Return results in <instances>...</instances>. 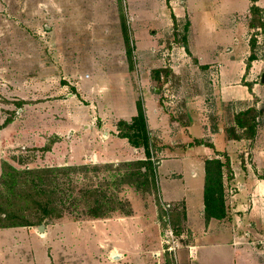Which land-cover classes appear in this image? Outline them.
Masks as SVG:
<instances>
[{
    "label": "rangeland",
    "instance_id": "obj_1",
    "mask_svg": "<svg viewBox=\"0 0 264 264\" xmlns=\"http://www.w3.org/2000/svg\"><path fill=\"white\" fill-rule=\"evenodd\" d=\"M146 13L144 15L151 18L157 10L148 9ZM260 15L264 21V10ZM132 16L126 0H0V124L16 120L20 129L37 128L39 142L51 145L57 138L52 130L59 133L60 140L67 138L69 129L63 127L62 122L65 110L78 118L86 112L91 115L87 108H92L91 103L97 106L104 96L110 104L111 96L117 91L116 73L129 76L125 82L133 86L135 99H141L142 83L147 80V92L166 115L165 131L171 135L165 138L156 134V130L150 132L153 175L141 176L135 160L81 163L69 159L61 148L46 153L42 147L22 148L19 141L2 147L4 157H0V163L26 173L21 177L28 186L32 180L42 183L39 192L33 193L44 194L45 201L50 202V219L91 217L98 200L103 205L100 211L106 216L122 215L130 210L129 200L142 201L146 213L157 218L162 238L165 240V232L171 229L174 240L180 245L175 247L176 252L163 253L161 260L166 264H185L179 254L192 241L196 227L185 222L182 203L171 205L161 199L158 162L174 158V153L184 155L188 149L193 150L201 162L214 155H221L222 162L227 159L229 166L223 169L224 199L225 206L232 212V203L240 200L236 195L239 183L234 181L235 172L239 173L240 183L249 179L247 170L264 180V103L256 109L257 99L222 101L214 94L217 65L200 64L187 49L191 32L189 14L172 17L171 25L166 23L167 16L160 15V24L151 27L143 26L141 17L136 15L132 21ZM203 18L201 14L198 19L194 17L201 35L199 43L194 45L197 51L207 55L210 45L207 39L203 43V35L204 22L208 20ZM231 19L236 22L232 24L245 29L243 41L247 43V55L243 53V57H249V40L255 35V59L264 60V35L261 30L249 27L250 13L232 15ZM144 33L151 36L148 46L143 44ZM127 47L129 57L125 53ZM260 74H256L257 83ZM105 75L112 78L105 79L102 77ZM93 76L101 78V89L95 98L83 88L80 90L81 82H91ZM259 110L262 116H258ZM189 112L199 118L195 121L201 133L196 135L198 137L191 136V141L176 139L174 134L178 128L185 129L189 125ZM81 125L72 124L70 132L79 137L83 131ZM20 129L16 130L18 137L14 138L21 137ZM219 130L224 140L229 141L224 147L223 144L213 145L216 142L213 135L218 136ZM5 168L3 165V170ZM172 168L186 172L190 201L198 194L201 197L203 174L193 178L190 164L180 166L168 161L161 165V173ZM5 170L7 173L0 175V181L7 180L11 173ZM0 191L1 203L5 202L6 208H14L16 215L24 216L17 221L34 223L43 214L31 201L13 197L6 186ZM232 224L226 220L217 227L228 233ZM152 241L151 247H155V240ZM258 245L263 247L264 264V241Z\"/></svg>",
    "mask_w": 264,
    "mask_h": 264
},
{
    "label": "crops",
    "instance_id": "obj_2",
    "mask_svg": "<svg viewBox=\"0 0 264 264\" xmlns=\"http://www.w3.org/2000/svg\"><path fill=\"white\" fill-rule=\"evenodd\" d=\"M126 3L128 13L133 15L132 21L135 15L141 17L143 26L146 27L160 24V15L167 16L166 23L171 25L173 18L180 17L184 13L189 14L191 32L187 49L200 64L217 65L216 84H213L214 94L222 101L251 102L257 99L256 109L264 103V60L254 59L248 64V58L243 57V53L247 55V43L243 41L245 29L239 25L237 27L234 24L236 22L231 19L232 15L249 13L251 6L249 0H126ZM255 6L262 12L264 0H257ZM148 9L157 10L154 17L144 15L147 14ZM200 14L204 16L203 20H208L204 22L205 35H203V43L207 39L210 45L207 55L197 51L194 45L199 43L201 37L200 29L194 23V17L197 16L198 19ZM262 22L264 25L263 20ZM261 33L264 35V28ZM150 37L144 33V45L151 44ZM127 51L128 47L125 53L127 57L131 56ZM259 72L260 80L257 83L255 77ZM102 77L112 78L107 75ZM114 78L117 91L111 96L110 104L106 102L107 98L104 96L97 106L91 103L92 108H87L90 109L91 115L86 112L78 118L72 116L69 110H65L62 122L63 127L69 129L67 138L60 140L59 133L52 130V135L57 138L55 141L52 140L51 145L39 142L37 128L20 129L16 120H9L5 124L4 121L0 124V157H4L3 146L19 141L22 148L42 147L46 153L61 148L69 159L82 161L81 163H108L120 159L144 160L141 148H134L127 139L119 137L117 123L130 122L137 114L136 103L140 101L144 108L149 134L156 130V134L160 133L166 138L171 136L165 131L166 115L162 113L154 97L147 92V80L142 83L141 99H135L133 86L130 87V84L125 82L129 76L116 73ZM91 79V82L85 80L84 83L81 82L80 90L83 88L95 98L101 89L99 83L101 78L93 76ZM262 114V110H259L258 116ZM187 119L189 125L185 129L181 126L176 134L173 133L176 139L189 140L191 136L198 137L196 135L201 133L195 121L199 120L197 115L195 114L194 117L189 112ZM72 124H82L83 131L79 137L74 135L76 133L70 132ZM17 129L22 131L19 140L14 138L18 137ZM219 131L218 136L213 135V140L216 141L213 145L217 144L218 147L223 144L224 147L229 141H225L222 131ZM219 156L214 155L213 158ZM199 158L193 150L188 149L184 155L174 153V158L161 160L157 167L161 199L171 205L182 203L185 222L196 227L195 231L192 229V241L185 245V250L179 254V259L185 264H262L263 247L259 246L258 242L263 244L264 241V180L258 179L254 172L247 170L249 179L240 183L239 173L235 172L234 181L236 184L239 183L236 195L240 200L232 203L230 208L232 212L226 205L224 219L206 220L203 186L201 197L198 194L192 202L189 198L190 184L186 179L185 171L172 168L161 173V165L167 161L169 164L177 163L180 166L188 163L193 178L203 174L204 185L205 161L201 162ZM206 159L212 158L208 156ZM1 172L0 169V175ZM128 202L129 214L97 218L71 219L63 216L47 219L41 223L43 225L41 231L38 228L39 224L1 227L0 264H166L161 258L163 253L167 252V246L160 234L157 218L146 213L142 201ZM166 206L169 207L167 204ZM226 220L233 222L231 232L228 233L217 227ZM152 240H155V247H151ZM177 244L180 246L179 243Z\"/></svg>",
    "mask_w": 264,
    "mask_h": 264
},
{
    "label": "trees",
    "instance_id": "obj_3",
    "mask_svg": "<svg viewBox=\"0 0 264 264\" xmlns=\"http://www.w3.org/2000/svg\"><path fill=\"white\" fill-rule=\"evenodd\" d=\"M251 6L249 7V13L252 19L249 22V27L252 29H260L261 31L264 28L260 12L261 10L255 6L257 0H249ZM124 34L126 29L123 26ZM256 46V36L253 35L249 40L250 55L248 57V64L255 59L254 49ZM128 53L130 50L128 49ZM137 114L131 119L130 122L119 121L117 123V129L119 131V137L127 139L128 143L134 148H141L144 153V160L137 162L138 168L140 169V175L147 177L148 173L153 175L155 167L153 162H151L152 157V141L146 124V117L144 113L143 105L140 101L136 103ZM9 120H5L4 124ZM221 156V155H220ZM3 164V163H2ZM9 171H11L7 180L0 181V190L1 187L6 186V191L11 192L13 197H19V199L24 198V201H31L35 206L42 210L41 216L38 218L37 222H24L23 220L17 221L19 218H24L22 215H16L14 208H6L3 204V195L0 193V228L1 227H14V226H30L34 224H41L44 220L50 219L51 212H49L51 204L48 200L45 201L44 194H34V191L39 192V185L41 182L31 181L28 186L27 183L22 179L21 176H24L26 173H20L14 168L10 167L6 163L3 164ZM2 165V175L5 176L7 172L3 170ZM229 166V161L226 159L225 162H222L219 158L206 159L204 162V185H203V205H204V216L206 220L216 219L222 220L226 217V206L224 199V179H223V169ZM229 171V169H228ZM230 172V171H229ZM23 174V175H21ZM41 181V180H39ZM1 192V191H0ZM39 196L38 198H35ZM26 203V202H24ZM96 208L91 217H104L106 214L101 212L103 205L96 201ZM13 209V210H12ZM130 211H127L125 214H129ZM22 221V222H21ZM10 222V223H4Z\"/></svg>",
    "mask_w": 264,
    "mask_h": 264
},
{
    "label": "built area",
    "instance_id": "obj_4",
    "mask_svg": "<svg viewBox=\"0 0 264 264\" xmlns=\"http://www.w3.org/2000/svg\"><path fill=\"white\" fill-rule=\"evenodd\" d=\"M165 245L167 246L166 247V251L167 253H173L174 250H175V247L177 246V241L174 240L173 238V234H172V231L170 229H168L166 232H165Z\"/></svg>",
    "mask_w": 264,
    "mask_h": 264
},
{
    "label": "water",
    "instance_id": "obj_5",
    "mask_svg": "<svg viewBox=\"0 0 264 264\" xmlns=\"http://www.w3.org/2000/svg\"><path fill=\"white\" fill-rule=\"evenodd\" d=\"M38 228H39V230L41 231V230L43 229V225L40 224Z\"/></svg>",
    "mask_w": 264,
    "mask_h": 264
}]
</instances>
